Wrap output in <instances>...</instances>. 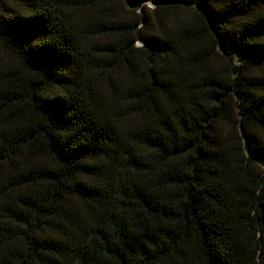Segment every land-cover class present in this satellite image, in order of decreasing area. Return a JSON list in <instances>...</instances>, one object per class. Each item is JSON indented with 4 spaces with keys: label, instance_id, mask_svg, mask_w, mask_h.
Here are the masks:
<instances>
[{
    "label": "trees",
    "instance_id": "1",
    "mask_svg": "<svg viewBox=\"0 0 264 264\" xmlns=\"http://www.w3.org/2000/svg\"><path fill=\"white\" fill-rule=\"evenodd\" d=\"M0 264H264V0H0Z\"/></svg>",
    "mask_w": 264,
    "mask_h": 264
},
{
    "label": "rangeland",
    "instance_id": "2",
    "mask_svg": "<svg viewBox=\"0 0 264 264\" xmlns=\"http://www.w3.org/2000/svg\"><path fill=\"white\" fill-rule=\"evenodd\" d=\"M146 5L151 8L154 7L150 2L146 3Z\"/></svg>",
    "mask_w": 264,
    "mask_h": 264
}]
</instances>
